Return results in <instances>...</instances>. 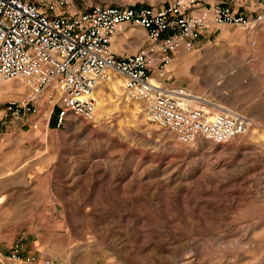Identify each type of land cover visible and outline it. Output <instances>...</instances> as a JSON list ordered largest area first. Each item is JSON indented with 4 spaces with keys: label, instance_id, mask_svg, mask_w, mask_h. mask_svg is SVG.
<instances>
[{
    "label": "rangeland",
    "instance_id": "1",
    "mask_svg": "<svg viewBox=\"0 0 264 264\" xmlns=\"http://www.w3.org/2000/svg\"><path fill=\"white\" fill-rule=\"evenodd\" d=\"M200 1L264 15V0ZM168 71L167 85L248 117L246 133L181 143L109 85V118L58 125L42 103L34 130L4 113L28 88L3 83L25 88L0 92V264H264V21L209 27ZM17 244L34 261L13 260Z\"/></svg>",
    "mask_w": 264,
    "mask_h": 264
},
{
    "label": "built area",
    "instance_id": "2",
    "mask_svg": "<svg viewBox=\"0 0 264 264\" xmlns=\"http://www.w3.org/2000/svg\"><path fill=\"white\" fill-rule=\"evenodd\" d=\"M76 1L91 7L77 10ZM84 7V6H82ZM252 19L227 4L171 0L155 5H105L98 0H0V84L17 80L28 94L5 103L4 113L37 129L41 104L57 124L70 118L92 121L95 93L116 78L143 104L147 120L184 144L205 140L224 145L246 133L245 115L191 91L167 85L169 67L180 49L190 50L211 26L250 29ZM124 25L146 33V45L118 58L112 38ZM11 258H23L19 244Z\"/></svg>",
    "mask_w": 264,
    "mask_h": 264
},
{
    "label": "crops",
    "instance_id": "3",
    "mask_svg": "<svg viewBox=\"0 0 264 264\" xmlns=\"http://www.w3.org/2000/svg\"><path fill=\"white\" fill-rule=\"evenodd\" d=\"M151 0H136L134 3L145 4V5H155L160 4V0H155L154 3H150ZM80 2V1H79ZM98 3L105 5H130L129 0H98ZM87 8L93 5L92 2L88 1L86 3ZM80 6H83L80 2ZM77 8V5H76ZM146 33L143 29L138 27H131L129 25H124L123 30L119 31L111 41V50L118 57L121 58L125 55L135 53L140 47L146 45ZM133 47H137L134 49ZM7 87H2L1 91L7 90ZM8 91V90H7ZM0 100L4 101L5 97L0 95Z\"/></svg>",
    "mask_w": 264,
    "mask_h": 264
},
{
    "label": "bare ground",
    "instance_id": "4",
    "mask_svg": "<svg viewBox=\"0 0 264 264\" xmlns=\"http://www.w3.org/2000/svg\"><path fill=\"white\" fill-rule=\"evenodd\" d=\"M6 86H8L7 87L8 91H12L14 89L11 83H6L0 86V90L2 89V87H6ZM109 86L111 87V93L112 92H115L116 94H118L119 92L122 93L123 90L122 81L120 80V78H116L114 81H111V84H109ZM24 88L25 87L23 85H18L14 90L17 91V93H22L24 91ZM103 91H104L103 87H100V89L95 93V100H96L95 115H97L98 113L99 114L98 118L107 119L111 116L113 109L111 108V105H109L104 99L100 101L102 95H100L99 93Z\"/></svg>",
    "mask_w": 264,
    "mask_h": 264
}]
</instances>
